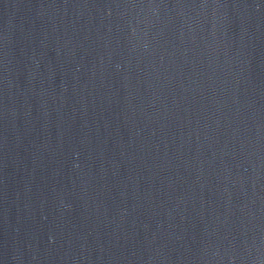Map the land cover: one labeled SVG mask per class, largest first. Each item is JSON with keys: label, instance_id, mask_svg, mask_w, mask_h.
<instances>
[{"label": "water", "instance_id": "1", "mask_svg": "<svg viewBox=\"0 0 264 264\" xmlns=\"http://www.w3.org/2000/svg\"><path fill=\"white\" fill-rule=\"evenodd\" d=\"M0 264H264V0H0Z\"/></svg>", "mask_w": 264, "mask_h": 264}]
</instances>
